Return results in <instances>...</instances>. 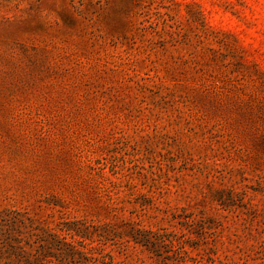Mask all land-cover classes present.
Instances as JSON below:
<instances>
[{
    "label": "rangeland",
    "instance_id": "374dc122",
    "mask_svg": "<svg viewBox=\"0 0 264 264\" xmlns=\"http://www.w3.org/2000/svg\"><path fill=\"white\" fill-rule=\"evenodd\" d=\"M0 264H264V0H0Z\"/></svg>",
    "mask_w": 264,
    "mask_h": 264
}]
</instances>
